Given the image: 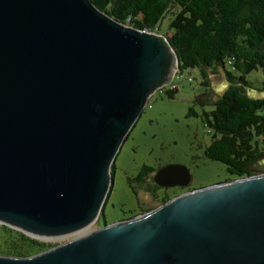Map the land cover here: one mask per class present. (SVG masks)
Returning <instances> with one entry per match:
<instances>
[{"label":"water","instance_id":"obj_1","mask_svg":"<svg viewBox=\"0 0 264 264\" xmlns=\"http://www.w3.org/2000/svg\"><path fill=\"white\" fill-rule=\"evenodd\" d=\"M176 65L165 36L90 0H0V225L33 239L90 228L122 142ZM154 181L184 188L191 174L167 166ZM0 264H264V174Z\"/></svg>","mask_w":264,"mask_h":264},{"label":"trees","instance_id":"obj_2","mask_svg":"<svg viewBox=\"0 0 264 264\" xmlns=\"http://www.w3.org/2000/svg\"><path fill=\"white\" fill-rule=\"evenodd\" d=\"M90 1L115 21L151 33H157L170 15V44L178 59L177 69H199L206 87L210 86L208 70L212 75L218 68L224 71L228 86L222 95L213 103L210 93L197 99L202 106L213 104L207 124L221 133L219 139L214 135L205 156L223 163L233 179L255 175L253 167L264 159V98L250 97L246 88L250 87L249 74L264 72V0ZM172 7L177 12H170ZM175 92L168 91V96L173 98ZM144 169L145 173L154 171ZM169 200L164 197L162 204ZM0 230V240L7 246L2 256L28 258L56 247L4 225Z\"/></svg>","mask_w":264,"mask_h":264},{"label":"rangeland","instance_id":"obj_3","mask_svg":"<svg viewBox=\"0 0 264 264\" xmlns=\"http://www.w3.org/2000/svg\"><path fill=\"white\" fill-rule=\"evenodd\" d=\"M172 7L170 12H177ZM166 17L159 25L157 34L165 36L170 43L171 30ZM231 72L232 68L227 66ZM212 75L208 70L210 86L202 84L203 78L197 68H175L172 81L155 90L147 100L143 111L128 132L115 157L111 170L112 184L98 220L87 229L97 230L114 222L147 213L162 205L164 197L174 198L185 192L233 180L223 163L205 156V150L212 145L214 135L221 133L207 124L206 115L228 86L227 76L221 68ZM250 87L247 94L252 98H264V72L260 69L248 75ZM168 91H176L173 98ZM210 93V102L202 106L197 99ZM191 110L193 113H191ZM223 136L226 135L222 132ZM182 166L189 170L191 181L187 187L162 188L154 196L142 189L136 180L146 167L154 171L167 166ZM255 175L264 174V159L254 167ZM136 193L138 194L136 196ZM138 197L140 202L138 201ZM74 233L51 239H35L39 242L61 245L85 234ZM87 234V233H86ZM1 235V230H0ZM2 246V247H1ZM7 246L0 240L1 250Z\"/></svg>","mask_w":264,"mask_h":264},{"label":"flooded vegetation","instance_id":"obj_4","mask_svg":"<svg viewBox=\"0 0 264 264\" xmlns=\"http://www.w3.org/2000/svg\"><path fill=\"white\" fill-rule=\"evenodd\" d=\"M143 172H144L143 175H142V172H140V174L137 176L136 180L139 184H141L142 189H147L148 193H150L152 196H154L158 190L162 189V187H159L154 181V176H155L156 171H153V172L148 171V173H145L146 171H145V169H143ZM157 187H159V189ZM164 189H166V188H164ZM137 195L138 194L136 193V196ZM138 201L140 202L139 197H138ZM140 205H141V202H140ZM141 208H142V205H141ZM142 211H144V209ZM142 211H141V214H138L136 216H133L132 218L125 219V220H130V219H133V218H136L138 216L143 215ZM146 211L150 212L151 210H146ZM145 214H146V212H145ZM125 220H121V221H125Z\"/></svg>","mask_w":264,"mask_h":264},{"label":"bare ground","instance_id":"obj_5","mask_svg":"<svg viewBox=\"0 0 264 264\" xmlns=\"http://www.w3.org/2000/svg\"><path fill=\"white\" fill-rule=\"evenodd\" d=\"M81 232H84V233H82V234H85V235H86V233H88L87 230H85V231H81ZM78 233H80V232H78Z\"/></svg>","mask_w":264,"mask_h":264},{"label":"built area","instance_id":"obj_6","mask_svg":"<svg viewBox=\"0 0 264 264\" xmlns=\"http://www.w3.org/2000/svg\"><path fill=\"white\" fill-rule=\"evenodd\" d=\"M145 32H147V31H145Z\"/></svg>","mask_w":264,"mask_h":264}]
</instances>
